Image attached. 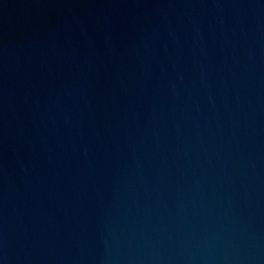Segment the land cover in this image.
<instances>
[{
	"label": "water",
	"instance_id": "1",
	"mask_svg": "<svg viewBox=\"0 0 264 264\" xmlns=\"http://www.w3.org/2000/svg\"><path fill=\"white\" fill-rule=\"evenodd\" d=\"M0 264H264V0H0Z\"/></svg>",
	"mask_w": 264,
	"mask_h": 264
}]
</instances>
